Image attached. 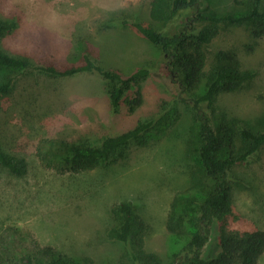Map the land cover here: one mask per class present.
<instances>
[{
    "label": "rangeland",
    "instance_id": "374dc122",
    "mask_svg": "<svg viewBox=\"0 0 264 264\" xmlns=\"http://www.w3.org/2000/svg\"><path fill=\"white\" fill-rule=\"evenodd\" d=\"M152 1L0 0V19L18 23L4 38L3 49L32 62L26 69L0 70V82L12 79L0 108V149L27 164L21 176L0 166V243L7 232L20 229L30 241L79 260L121 264L123 245L111 240L107 231L114 224L112 209L124 202L132 204L149 227L146 249L165 261L191 239V228L186 234H173L167 220L174 201L182 206L191 192L198 162L191 143L197 122L189 104L191 93L181 94L169 57L134 26L136 20L151 25ZM209 2L221 15L243 11L234 0ZM223 50L238 54L241 70L249 77L238 91L218 95L214 110L207 109L212 124L227 115L260 128L264 37L255 43L248 27L222 25L207 48L208 70ZM87 56L126 75L145 64L154 66L142 83L143 104L130 111L124 103L115 111L106 80L98 73L56 77L40 70L79 66ZM153 119L162 125L147 134L148 144L132 146L118 164L78 173L63 164L73 145L99 146L107 137ZM231 177L234 213L229 230H264V151L237 165ZM216 236L213 231L205 255L214 252Z\"/></svg>",
    "mask_w": 264,
    "mask_h": 264
},
{
    "label": "trees",
    "instance_id": "16d2710c",
    "mask_svg": "<svg viewBox=\"0 0 264 264\" xmlns=\"http://www.w3.org/2000/svg\"><path fill=\"white\" fill-rule=\"evenodd\" d=\"M209 1L212 0H153L151 25L141 20L134 23L149 42L163 51L165 58L169 57L168 64L177 77L181 94L191 93L189 104L197 122L191 143L196 145L198 162L192 173L191 192L185 196L182 206L177 199L174 201L167 220L170 233L183 235L192 229L186 246L170 261L148 251L145 237L149 227L136 208L124 202L112 209L114 224L107 231L111 240L123 245L121 264H260L264 255V230L230 231L228 228L229 218L234 213L231 172L237 165L249 162L264 151V120L262 126L256 128L223 115L214 126L207 112V109L214 110L219 94L238 91L249 77L241 70L238 54L234 51L219 52L208 70V46L225 24L248 27L255 43L262 39L264 0H234L243 10L237 15L219 14ZM127 24L124 20L123 25ZM177 25L182 26L181 30L172 32ZM17 27L15 21L0 19V70L26 69L32 65L28 58L3 49L4 38ZM40 70L56 77L98 73L106 80L113 109L118 111L125 103L130 111H135L144 102L142 83L151 75L154 66L145 64L126 75L120 70L105 68L87 56L85 63L79 66L65 69L43 66ZM11 88V78L0 82V108ZM201 89H204L203 93L199 92ZM132 91L133 96H129ZM159 120L140 121L127 132L107 137L99 146L75 144L64 157L63 164L77 173L118 164L128 157L132 146L148 144L147 134L161 127ZM0 166L19 176L27 169L24 159L2 149ZM213 231L217 235L215 249L205 255L204 249L210 243ZM0 264L91 263L69 256L54 246H44L36 239L30 241L28 234L13 229L0 243Z\"/></svg>",
    "mask_w": 264,
    "mask_h": 264
}]
</instances>
